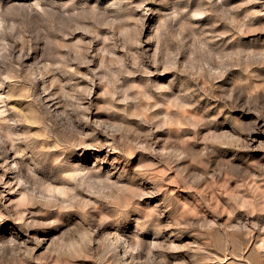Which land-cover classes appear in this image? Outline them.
Masks as SVG:
<instances>
[{
  "label": "rangeland",
  "instance_id": "obj_1",
  "mask_svg": "<svg viewBox=\"0 0 264 264\" xmlns=\"http://www.w3.org/2000/svg\"><path fill=\"white\" fill-rule=\"evenodd\" d=\"M0 264H264V0H0Z\"/></svg>",
  "mask_w": 264,
  "mask_h": 264
},
{
  "label": "bare ground",
  "instance_id": "obj_2",
  "mask_svg": "<svg viewBox=\"0 0 264 264\" xmlns=\"http://www.w3.org/2000/svg\"><path fill=\"white\" fill-rule=\"evenodd\" d=\"M225 7V6H224ZM219 8V7H218ZM96 9V8H95ZM225 10H226V8H225ZM222 11V10H221ZM152 13V12H151ZM222 13V12H221ZM95 16V15H94ZM100 16V15H99ZM230 16V15H229ZM228 16V17H229ZM237 23V22H236ZM219 26V25H218ZM201 41V40H200ZM202 46V45H201ZM207 48V47H206ZM201 53V52H200ZM204 53V52H203ZM208 56V55H207ZM212 56V55H211ZM202 57V56H201ZM204 58V57H203ZM5 152V151H4ZM86 176V175H85ZM52 177V176H51ZM37 178V177H36ZM53 178V177H52ZM51 178V179H52ZM83 178H85V177H83ZM87 179H88V177H87ZM53 180V179H52ZM86 180V179H85ZM89 181V180H88ZM80 184V183H79ZM85 184H86V182H85ZM86 186V185H85ZM82 190V189H81ZM53 200V199H52ZM25 202V201H24ZM27 207V206H26Z\"/></svg>",
  "mask_w": 264,
  "mask_h": 264
}]
</instances>
